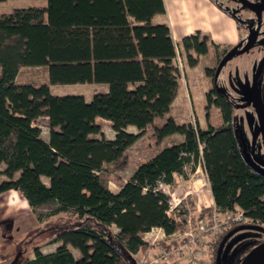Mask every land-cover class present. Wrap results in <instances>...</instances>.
<instances>
[{"label":"trees","instance_id":"trees-1","mask_svg":"<svg viewBox=\"0 0 264 264\" xmlns=\"http://www.w3.org/2000/svg\"><path fill=\"white\" fill-rule=\"evenodd\" d=\"M44 1L34 15L17 13L0 20V176L5 178L0 194L15 192L31 212L53 206L35 216L39 227L33 235L60 243L46 255L34 243L32 259L19 264H134L133 257L149 248L143 236L151 229L165 236L184 229L185 213L169 208L170 199L160 187L171 184L174 175L184 177L187 164L191 173L200 168L213 205L201 208L192 221L212 211H237L251 225H264V174L241 155L230 123L231 104L213 83L216 68L204 71L211 78L204 111L215 108L221 126L200 130L196 124L165 119L152 127V145L158 147L172 135L181 136V142L139 164L125 182L119 181L116 192L106 189L101 181L105 173L125 169L126 149L167 114L178 92L179 75L171 62L176 47L165 25L151 24L164 14L163 3ZM209 46L199 33L181 39L186 66L194 67ZM26 67H43L45 83L16 82ZM91 84L105 85L106 93L86 102L81 96L49 92L50 86ZM41 118L46 142L34 126ZM95 119L109 123L112 140L92 137L99 134ZM127 126L138 133H126ZM236 228L231 224L212 240L210 264L224 236ZM66 246L79 257L74 259Z\"/></svg>","mask_w":264,"mask_h":264},{"label":"rangeland","instance_id":"rangeland-1","mask_svg":"<svg viewBox=\"0 0 264 264\" xmlns=\"http://www.w3.org/2000/svg\"><path fill=\"white\" fill-rule=\"evenodd\" d=\"M213 1L218 3L223 10L234 16L241 27L239 33L241 43L233 49L223 52L219 62L209 68L210 70L216 68L211 73L213 83L217 89L226 95L229 103L231 104L232 114L230 123L243 159L251 166L252 169L264 174V128L261 126L258 117L255 115L250 99L251 79L259 59L264 55V11L262 16L258 19L252 13L241 7L235 0ZM245 1H255V6H260L258 4L260 0ZM262 1L263 3H261V8L264 6V0ZM44 4V0H22L20 2L8 3L6 5L7 7H10L11 10H7V7L4 9L0 7V20L9 18L13 19L17 13L18 16H22L23 13L26 12H29L30 15H34V13L43 9ZM32 22H35V20ZM250 31L251 34H248ZM255 32L256 39L252 41L253 43H251L249 49L243 51V48L249 42L251 35H255ZM220 53L221 51H219V54ZM203 64H206V61H203ZM202 66L205 68V65ZM21 69L22 70L17 78L18 83L38 85L42 83L43 74L44 79L46 78L45 69L43 67H26ZM203 71L204 69L202 72ZM98 87L104 86H56L52 89V95L66 96L82 94L88 99L92 93H99V91H101V88ZM259 89V100L260 102L262 101V108L264 109V71L262 73V79L259 83ZM195 101L196 106L193 108L194 112H171L170 115L175 120V123H189L191 125L196 124L199 129L201 128L202 130H205L207 126L212 127V129L220 127L221 123L218 117V111L215 108H210L205 113L204 108L201 109L198 106L199 102L204 103V99H197ZM162 123V119H155L151 126L145 129L139 140L126 149L125 153L127 156V164L123 171H107L105 173L104 180L101 181L108 191L112 193L116 192L119 181H126L131 176L135 168L144 162L143 160L148 159L150 154L155 150V148H157L152 145L149 137L152 127H159ZM94 124L98 126L99 134L92 136L93 138L112 140L113 133L110 129L109 123L100 119H95ZM34 126L39 129L40 138H45L47 134L45 120L42 118L36 120ZM125 130L127 132L131 131V129L127 127H125ZM176 140L177 138L171 137L168 141L173 143ZM184 167L186 177L184 179L174 178L175 183L168 188H163V190L166 195L167 193H175L179 195L180 199L178 201L174 200L169 204L170 209H179L185 213V216L192 218L198 214L195 212L194 208V195H198L199 201H204V196L207 195L206 183L199 168H197L194 173H191L190 165H186ZM3 169L4 167L1 165L0 171ZM16 176L17 175H15V177ZM3 180H5V178L0 176V181ZM42 182L44 184L47 183L44 179H42ZM184 193L188 194L184 195ZM6 197H8L7 194L0 197V212H3L2 217L5 218V220H11L12 222L9 223L5 221L3 224H0V229L3 238L17 243L15 244L17 245L15 264H19L24 258L31 255L30 250L34 243L36 244L35 247L43 253L54 251L60 243H51L49 240H45L43 234L40 236L33 235L34 231L39 227L37 221L35 220V216L48 212L53 209V206L45 205L31 212L26 206L22 207L21 204H19V200L17 201L16 199L13 201V204L9 201V205L8 200H4ZM204 205L206 204L204 203ZM199 207L201 208V206ZM13 208H16L17 210L14 211ZM236 227L238 228L232 230L222 242L221 250L219 252L220 264H238L242 257L255 244L264 241V225H251L249 221L245 220V222L236 224ZM159 237L160 232L158 231H153L151 235L144 236L143 239L146 243H148L149 248L145 251V255L142 253L133 257L134 264H138L141 258H150L154 253L158 252L156 243L160 242L157 240ZM211 238H206V241L204 240L205 261L208 260V263H210L209 261L212 257L210 253L211 248H209V245L213 240V238ZM20 239H22V241L18 244L16 241ZM154 246L155 248H153ZM68 251L74 259L79 257L76 250L68 247ZM13 254L14 253L12 252V256Z\"/></svg>","mask_w":264,"mask_h":264},{"label":"crops","instance_id":"crops-1","mask_svg":"<svg viewBox=\"0 0 264 264\" xmlns=\"http://www.w3.org/2000/svg\"><path fill=\"white\" fill-rule=\"evenodd\" d=\"M20 1L22 0H9L5 2H1L0 7L4 9L7 7L6 4L20 2ZM162 3L164 7V14L155 16L151 20V24L152 25H165L168 28L170 40L180 52V56L182 59L181 60L182 72L178 78V86H179L178 92L174 100L172 101L167 114H165L162 118V121H164L167 118H170L175 122L173 117L170 115L171 112H176V113H186L187 111L189 113L191 111L194 112L193 108L196 106L195 100L204 99L205 93L208 92L211 88V78L206 77L205 74H203V72L206 69H209L213 65H215L216 61L221 57L223 52L229 51L230 49H233L234 47H236L237 45L241 43V40L239 37L241 27L239 26L234 16H232L231 14L230 16L222 12L210 0H162ZM3 9L1 10L4 11ZM9 9L11 10L10 7H7V10ZM23 14L25 15L26 13H23ZM194 33H199L201 36L206 37L210 41V43L213 45V47L209 46L207 53L205 55L199 56L197 60V64L194 67L189 68L186 66L184 62L182 50L180 47V41L184 37L190 36ZM219 51H221L220 54H219ZM203 61H206V64H203ZM202 65H205V68ZM203 69L204 71L202 72ZM21 70L22 69L19 70L15 78L16 82H17V78ZM45 80L46 78L44 79V74H43L42 83L38 85L44 84ZM82 86H90V85H82ZM97 86H104V87H98V88H101L100 89L101 91H99V93H92V95H90L88 99L85 98V96L82 94L73 95V96H81L84 99V101L88 102L91 99V97L94 95H104L107 91V87L105 85H97ZM54 87L56 86L49 87V92L51 95H52V89ZM55 96H60V95H55ZM198 106L201 109H203L204 103L199 102ZM127 128L131 129V131L129 132H127L124 129L125 132L128 134L136 135L138 133L131 126H127ZM200 130L202 129L200 128ZM47 137L48 136L46 134L45 138H42V140L46 142ZM171 137H175L177 138V140L173 143H170L168 140ZM138 140L139 138L134 142V144ZM181 140H182L181 136H178V135H175V136L172 135V136H168L164 138L162 142L160 143V145L157 148H155V150L150 154L148 159L143 160V161L144 162L148 161L150 158L155 156L162 149L167 148L171 145L178 144L181 142ZM184 168H183V172H184ZM185 177H186V173H184V177H179V176L174 175L172 183L169 184L168 186H162L160 187V189L164 192L163 188H168L171 185H173V183H175L174 178L184 179ZM204 180H205V177H204ZM205 185H206L207 195L204 196L205 200L204 201L202 200V202H204L206 205H204V203L198 200L197 194L194 195L193 203L195 206L194 208H195L196 213H198L201 208H213L212 200H211V197L208 191V185L207 183ZM117 190H118V187H117ZM5 194H7L8 197H6V199L4 200L5 201L8 200L9 205L10 203L13 204V201L16 199L17 201L19 200V204H21L22 207L23 206L27 207L25 201L22 198H20L15 192L7 191L5 193L0 194V197ZM185 194H188V193H184V195ZM167 196L170 199V203H172L174 200L178 201L180 199L179 195L175 193L173 194L167 193ZM199 206H201V208ZM13 210L16 211L17 209L13 208ZM2 216H3V212H0V218H1L0 224H3L5 221H8L9 223L12 222L11 220H5V218H3ZM21 241L22 239L17 240L16 242H18L19 244ZM14 242L15 241L12 242L9 239L3 238L2 232L0 229V264H15L14 258H15L16 246H17L15 244L17 243H14ZM68 247L69 246H66L67 250H68ZM12 252L14 253L13 256H12ZM39 252L43 255H46V254H51L54 251H51L48 253H43L41 251ZM27 259H32V253L30 256H27Z\"/></svg>","mask_w":264,"mask_h":264},{"label":"built area","instance_id":"built-area-1","mask_svg":"<svg viewBox=\"0 0 264 264\" xmlns=\"http://www.w3.org/2000/svg\"><path fill=\"white\" fill-rule=\"evenodd\" d=\"M171 62L180 75L182 64L177 48ZM183 220L185 227L182 231L165 236L160 229H151L144 234V236H149L153 231H158L160 237L157 240L160 242L156 243L158 252L150 258H141L138 264H210L208 260L205 261L204 240L211 237L219 238L231 224H239L245 222L246 219L237 211L223 215L212 211L207 217L192 221L190 217L184 216ZM161 243L167 247H162Z\"/></svg>","mask_w":264,"mask_h":264},{"label":"water","instance_id":"water-1","mask_svg":"<svg viewBox=\"0 0 264 264\" xmlns=\"http://www.w3.org/2000/svg\"><path fill=\"white\" fill-rule=\"evenodd\" d=\"M241 3L244 2L242 0H239ZM254 39V35H251L249 41L251 42ZM250 45L247 43L245 47L243 48V51H246L249 49ZM264 65V56L258 61L253 77L251 79L250 83V99L252 103V107L255 111L256 116L259 119V123L261 126L264 128V113L262 110V107L260 105V100H259V89H258V80L259 76L261 75V71ZM230 233V232H229ZM227 233L222 241L219 243L218 248L215 253L214 257V264H220L219 263V251L222 245L223 240L228 236ZM16 260V257L14 258V262ZM238 264H264V241L258 243L257 245L253 246L239 261Z\"/></svg>","mask_w":264,"mask_h":264},{"label":"flooded vegetation","instance_id":"flooded-vegetation-1","mask_svg":"<svg viewBox=\"0 0 264 264\" xmlns=\"http://www.w3.org/2000/svg\"><path fill=\"white\" fill-rule=\"evenodd\" d=\"M236 2H238L239 4H240V6L241 7H243L244 9H246L248 12H250V13H252L254 16H256L258 19H259V17H261L262 16V14H263V11H264V6L261 8L260 6L262 5L261 3H263V1L262 0H260L259 1V7H256L255 6V1L253 2V1H245L244 0V2H240L239 0H235ZM264 5V4H263ZM248 34H251V31L250 32H248ZM256 39V32H255V35H254V39L253 40H255ZM252 40V41H253ZM248 42L249 43V45L251 46V43H253V42ZM264 56V55H263ZM262 56V57H263ZM261 57V58H262ZM260 58V59H261ZM259 59V60H260ZM263 71H264V65H263V68H262V71H261V75L259 76V79H260V81H261V79H262V73H263ZM260 83V82H259ZM259 83H258V89H259ZM259 97H260V89H259ZM260 105H261V107H262V101L260 102ZM262 110H263V113H264V109L262 108ZM255 112V111H254ZM256 115V114H255ZM8 222V221H7Z\"/></svg>","mask_w":264,"mask_h":264}]
</instances>
